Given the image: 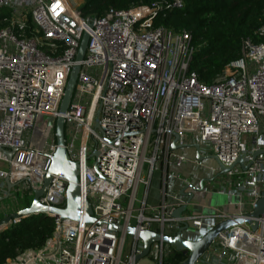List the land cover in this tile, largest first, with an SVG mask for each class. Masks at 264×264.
<instances>
[{
	"label": "built area",
	"instance_id": "1",
	"mask_svg": "<svg viewBox=\"0 0 264 264\" xmlns=\"http://www.w3.org/2000/svg\"><path fill=\"white\" fill-rule=\"evenodd\" d=\"M181 8L182 0H152L83 17L70 0H0V11L6 10L0 19V147L12 150L9 159L0 152L6 167L0 180L7 179L12 190L23 185L29 194L40 187L55 148L58 106L85 31V51L61 117L64 150L77 165L94 220L86 224L49 214L52 232L43 245L5 264H163L172 248L161 243L133 261L141 251L135 235L121 261L123 231L174 235L185 223L197 236L203 220H244L261 194L264 199V155L251 158L264 150V42L242 39L239 58L210 84L199 83L189 70L191 34L153 26L158 11ZM258 36H264V27ZM173 135L179 149L196 145L199 157H212L223 168L241 158L245 170L234 165L217 178L215 190L235 200L227 204L233 213L214 208L170 216L184 201L166 194V178L189 183L169 169L190 163L218 171L171 150ZM154 173L160 175L159 201L151 207L145 198ZM138 186L144 189L141 200L135 198ZM65 188L64 179L51 176L39 204L62 209ZM108 225L121 226L122 233ZM251 225L254 231L242 223L219 233L194 264H264V214Z\"/></svg>",
	"mask_w": 264,
	"mask_h": 264
},
{
	"label": "trees",
	"instance_id": "2",
	"mask_svg": "<svg viewBox=\"0 0 264 264\" xmlns=\"http://www.w3.org/2000/svg\"><path fill=\"white\" fill-rule=\"evenodd\" d=\"M151 1L83 0L79 10L83 17H100L108 8L124 10ZM5 13L1 10L0 19ZM3 25L0 23V28ZM153 26L191 34L194 52L189 70L196 74L199 83L207 85L228 63L239 58L242 39L264 42V36H258L259 29L264 27V0H182L180 10L158 11ZM52 226L50 218L30 216L1 231L0 264L19 252L40 248L51 235ZM185 258L186 255L172 249L163 264H178Z\"/></svg>",
	"mask_w": 264,
	"mask_h": 264
},
{
	"label": "water",
	"instance_id": "3",
	"mask_svg": "<svg viewBox=\"0 0 264 264\" xmlns=\"http://www.w3.org/2000/svg\"><path fill=\"white\" fill-rule=\"evenodd\" d=\"M89 27L90 25L88 24L87 28ZM87 39V33L85 31L82 32L74 58V64L68 74L67 81L63 90V95L58 106V113L60 115L57 116L54 121L55 148L50 156V164L48 166L47 172L42 179L40 187L36 190L31 191V201L27 207L9 213L6 216L0 218V232L5 230V228H7L9 224L14 220H20L30 216H44L50 218L49 214H54L60 219L82 221L86 224H92L94 221L91 217V209L88 203L83 199L81 194V189L78 183L77 165L76 163L68 160L64 150L63 118L61 117V115L65 112L67 105L72 97L74 84L79 69V63L82 60ZM94 127H96V124L94 125ZM173 138L174 140L170 145V149L177 150L180 147L174 145V142L177 138L176 135H173ZM187 147H190L194 150L196 160L203 159L199 157L197 150L198 148L196 145H191ZM0 152L4 154L7 159H9L12 150L5 151L0 147ZM257 155H264V150L253 152L251 158L254 159ZM206 159L213 160L216 164L215 166L217 167L218 171L211 178L201 180L198 183L197 188L189 186L188 188L190 189L191 193L186 194L184 193V190L180 192V195L182 197H185L186 199L181 206L175 208L170 213V216L172 218L178 219L181 215L185 214L186 208L188 206H192L193 204L191 202L193 194L202 192L203 183H211L215 181L218 177L229 172L234 165H238L242 170H245V167L242 165L241 158H238L235 161L234 165L228 168H223L222 166H220L212 157H207ZM51 176L61 177L66 182V188L64 192V206L62 209H56L54 207H45L39 204L38 202V199L44 193V190L48 185ZM4 183L6 185V194H8L9 190L13 188L14 185L10 184L7 179H4ZM262 196L263 194H261V197L253 204L250 213L246 214V219L243 220L240 218H233L219 221L201 235H197L196 239L192 240L185 239L182 236V233L188 230L187 224L185 223H181V228L176 231L174 235H159L158 233L150 231L135 232L132 227H127L123 231L124 235H135L141 243V251L139 254L134 256L133 261L137 262L143 259L148 253L151 244L161 243L171 247L176 252H181L186 255V258L179 264H194V262L198 258H200L204 254V252H206L214 238L219 233L223 232L229 227L245 223L247 225H250V229L254 231L256 229V225H251L252 220L264 214V199L262 198ZM106 228L118 234L122 233V227L119 225H108L106 226Z\"/></svg>",
	"mask_w": 264,
	"mask_h": 264
},
{
	"label": "crops",
	"instance_id": "4",
	"mask_svg": "<svg viewBox=\"0 0 264 264\" xmlns=\"http://www.w3.org/2000/svg\"><path fill=\"white\" fill-rule=\"evenodd\" d=\"M178 153L183 154L188 161H192L193 159H195L194 150L192 148H190V147L181 148V149L178 150ZM191 167H194V166H192L190 163H186V164L182 165V167H180L178 169L172 168V169L168 170V172L176 173L180 177L186 179L189 184L185 185L179 180H175L173 178H169L168 177V178H166V183H165V192H166V194L176 195V196L180 197L183 201H185L186 198L182 197L180 195V192L182 190H184V193L189 194V193H191L190 189L188 188L189 186L197 188L198 187V183L201 180L209 179V178H211L214 175V173H212L211 171H209L207 169L200 170V174L199 175H194V174H192L190 172V168ZM4 168H5V165H2L0 163V170L4 171L5 170ZM209 168L214 169L215 166L214 167L209 166ZM159 178H160V175L158 173H154L152 178H151L149 187L147 188L145 203L148 206L152 207V206L156 205L158 203V201H159V193H158V190H159ZM216 184H217V186H219L220 185V181L217 182ZM138 187H140L139 196L136 198V195H135V198H136V200H141L142 199V193H143L144 189H143L142 186H138ZM203 187H204V190H205V191L202 192L203 194H201V195H194L193 194L194 195L193 197H195V202H193L194 205H192V208H191L192 211L190 212V214L209 213V212H211V209H214V208H218V209H220L223 212L233 213L232 207L227 205L229 202L231 203L233 201V199H230L226 195L217 194L215 192V190H212L209 187V185H207V184H203ZM10 190L12 191V189H10ZM6 193H7L6 192V185L4 183V180H0V203H1V201L3 199L9 197V195L7 196ZM136 193H137V191H136ZM213 201L215 203H217L215 205H218V206H213L212 207V202ZM197 205H199V206H197ZM204 207H205V209H204ZM20 209L21 208H18L17 210H20ZM17 210H12L11 211V209H8L7 207H5V206L0 204V218L6 216L7 213L10 212V211L12 213V212L17 211ZM202 223L203 224H202L201 229L199 231V235H201L202 233H204L205 231L210 229L214 225V220L210 219V218H207V219L203 220ZM187 231H189L190 234L183 232L182 236L185 239H188V240L194 239L193 237L196 236V235H194V233L191 230H187Z\"/></svg>",
	"mask_w": 264,
	"mask_h": 264
},
{
	"label": "rangeland",
	"instance_id": "5",
	"mask_svg": "<svg viewBox=\"0 0 264 264\" xmlns=\"http://www.w3.org/2000/svg\"><path fill=\"white\" fill-rule=\"evenodd\" d=\"M70 2H71V7L73 9H79L81 7L82 3H83V0H70ZM33 137L38 138L37 135H35V133L33 134ZM64 138H65V140L67 139L66 136ZM208 156H210V155H208ZM201 162H202V164L205 167H209V166L214 167L216 165L215 162L213 160H211V159H203ZM4 169H6V167ZM190 172L192 174H194V175H199L200 174V169L195 168V167H191L190 168ZM233 179L234 178L231 179V183L233 182ZM219 181L216 179L215 181H213L211 183H203V184H207V185H209V187L212 190H216L217 187H218L216 183L219 182ZM23 187H24L23 185L15 187L11 191V193L9 194V197L3 199L0 204L5 206V207H7L8 209H11V211L12 210H17L18 208L22 209L23 207L29 205V203L31 201V194H29L28 192L22 190ZM139 191H140V187H138V189H137L136 198L139 196ZM201 194H203V193L202 192L201 193H194V195H201ZM233 201H235V200H233ZM241 201H242V203H244L245 199H242ZM191 202L192 203L195 202V197L192 198ZM215 204H217V203H215L213 201L212 202V207L213 206H218V205H215ZM191 208H192V206H188L186 208L185 213L186 214H190V212L192 211ZM11 211L8 212L7 214L11 213ZM9 227H10V225L7 228H9ZM7 228H5V229H7ZM184 233L190 234L189 231H184ZM195 237L196 236H194L193 238L195 239ZM128 240H129V236H125V241H124L125 245H124L123 250H122L121 261H123V257H124V255L126 253L125 246H126V243L128 242Z\"/></svg>",
	"mask_w": 264,
	"mask_h": 264
}]
</instances>
